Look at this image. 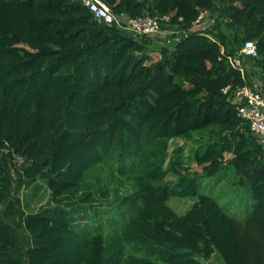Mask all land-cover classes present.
<instances>
[{"label":"trees","instance_id":"16d2710c","mask_svg":"<svg viewBox=\"0 0 264 264\" xmlns=\"http://www.w3.org/2000/svg\"><path fill=\"white\" fill-rule=\"evenodd\" d=\"M104 1L186 33L154 59L81 0H0V264H264V143L222 91L252 66L264 94V0ZM225 169L243 216L212 191Z\"/></svg>","mask_w":264,"mask_h":264},{"label":"built area","instance_id":"2783aa9c","mask_svg":"<svg viewBox=\"0 0 264 264\" xmlns=\"http://www.w3.org/2000/svg\"><path fill=\"white\" fill-rule=\"evenodd\" d=\"M82 5L86 6L93 14L94 18L105 24H116L122 29L133 35H144L147 37H161L162 43H170L179 39V32L186 33V30H179L176 24L171 22L170 14L151 16L144 14L138 17H127L124 14L116 15L104 0H81ZM181 20V17L178 18ZM211 23L209 13L206 9H201L193 22L192 30H203ZM223 49L221 50V52ZM256 55V42L247 40L239 51L229 57L230 62L237 66L242 73L244 62L241 56L253 57ZM233 90L232 101L237 103V113L246 119L250 128L260 141L264 140V94L259 88L249 83L236 85L232 88L226 85L222 91L224 93ZM19 161L21 159L19 158Z\"/></svg>","mask_w":264,"mask_h":264},{"label":"rangeland","instance_id":"374dc122","mask_svg":"<svg viewBox=\"0 0 264 264\" xmlns=\"http://www.w3.org/2000/svg\"><path fill=\"white\" fill-rule=\"evenodd\" d=\"M152 44H149L147 46V49H149L150 54L154 59L158 57L157 54V47L159 45H162L161 37H151ZM264 143V140H263ZM232 155L226 153L223 159L224 163H227L229 159H231ZM19 161V158L17 159ZM191 168L196 169L198 171H201V167H197L195 164H191ZM216 172H214V176L219 175L218 173L215 175ZM222 178L219 180V183L216 185L215 188H213V193L216 194L219 197V200L224 207L230 211L233 214L243 216L247 210L248 204H250V200L247 196V194L243 193L242 190H238L234 184H231L230 181H232V175L231 173L225 169L223 170ZM212 174V175H213ZM212 177V176H211ZM170 178V177H169ZM202 185L204 186V189L202 188L201 191H208L209 186L211 185V182H202ZM207 188V189H206ZM29 192V190H27ZM41 192V191H40ZM242 196V197H241ZM29 197V196H28ZM246 197V198H245ZM48 200L47 193L44 195V198L40 202L34 203V205L40 206L46 203ZM169 203L172 206H175L177 210L182 211L187 206V203H184L183 201H178L176 199L170 200ZM32 204V202H31ZM174 204V205H173Z\"/></svg>","mask_w":264,"mask_h":264},{"label":"crops","instance_id":"0c3cea01","mask_svg":"<svg viewBox=\"0 0 264 264\" xmlns=\"http://www.w3.org/2000/svg\"><path fill=\"white\" fill-rule=\"evenodd\" d=\"M251 67L249 68L250 73H248L247 80L249 84L257 87L258 83L260 82V79L262 78V75L257 68ZM252 71L253 73H251Z\"/></svg>","mask_w":264,"mask_h":264}]
</instances>
